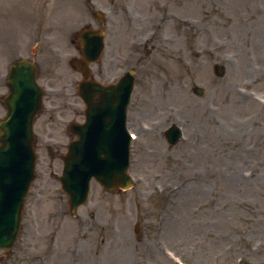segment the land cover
<instances>
[{
	"label": "rangeland",
	"instance_id": "rangeland-1",
	"mask_svg": "<svg viewBox=\"0 0 264 264\" xmlns=\"http://www.w3.org/2000/svg\"><path fill=\"white\" fill-rule=\"evenodd\" d=\"M135 2L22 0L37 31L53 36L35 49L37 59L48 56L58 94L37 120L46 135L36 146L37 179L0 264H264V0ZM96 9L118 20L103 26L102 67L109 76L136 73L128 114L135 184L108 193L93 182L73 218L57 179L71 141L66 125L81 122L85 108L71 36L87 24L99 29ZM101 64L92 66L97 79ZM70 101L77 115L66 110ZM172 125L184 130L174 146L164 137Z\"/></svg>",
	"mask_w": 264,
	"mask_h": 264
},
{
	"label": "water",
	"instance_id": "water-1",
	"mask_svg": "<svg viewBox=\"0 0 264 264\" xmlns=\"http://www.w3.org/2000/svg\"><path fill=\"white\" fill-rule=\"evenodd\" d=\"M78 37L84 40L81 42L80 52L85 59L73 62L72 66L85 76L80 89L83 90V98L87 104V122L75 129L80 141L72 144L69 154L64 158L66 167L64 176L60 178L63 191L69 195L72 216H76L77 209L86 203L91 179L95 178L109 192H117L119 188L126 189L132 185L127 172L131 142L126 131V115L134 88V74L127 73L117 85L110 87L90 84L87 66L100 60L104 47L103 38L101 34L86 29ZM216 69L217 75L222 77L224 69ZM21 70H25V67H21ZM17 90L21 91L20 88ZM197 93L201 95L202 90L197 89ZM14 94L12 89V97ZM95 94L99 96L97 104L92 101ZM17 98L19 103H11L0 138L2 250L11 249L19 235L24 200L35 179L33 123L41 110V95L34 107H27L20 96ZM179 136V130L173 127L168 132L167 139L171 145H175Z\"/></svg>",
	"mask_w": 264,
	"mask_h": 264
},
{
	"label": "flooded vegetation",
	"instance_id": "flooded-vegetation-1",
	"mask_svg": "<svg viewBox=\"0 0 264 264\" xmlns=\"http://www.w3.org/2000/svg\"><path fill=\"white\" fill-rule=\"evenodd\" d=\"M50 0H47V4ZM113 2V0H112ZM135 2V0H134ZM136 4V2H135ZM136 9H139L135 5ZM25 10V8H24ZM22 9V0H0V124L6 118L7 115V105L6 101L11 93V85L13 84V79L11 76L12 67L18 61L24 60L30 66H35L38 74H36L37 83L41 86L44 92L43 100L53 99V77H52V65L47 67V59L42 56L36 58L37 49H35L38 43H43V47H48L51 44V36L40 34L38 30V23L36 20V13L33 14L34 17L27 16L25 11ZM132 13H134L133 8L131 7ZM93 17L97 20L98 14L96 11L92 13ZM99 22V30L104 29L105 25L110 24L111 27L115 25L117 27L118 20H115V17L111 16L107 19L97 20ZM50 22V21H49ZM45 24L42 23V25ZM53 24V21L50 22V25ZM22 25H24V30L22 31ZM90 28H93L90 24H87ZM104 26V27H103ZM51 27H45L48 29ZM41 29H43L41 27ZM40 29V30H41ZM106 32V31H105ZM73 36V35H72ZM53 37V36H52ZM72 43L75 45L78 40L72 37ZM34 46V47H33ZM52 45L51 53L53 51ZM33 47V48H32ZM68 54V53H67ZM51 56V55H50ZM109 57V56H108ZM112 57V56H111ZM110 57V58H111ZM45 68V71H44ZM101 73L99 77L101 82H104L105 78L110 75V72L113 71L111 68H103L101 65ZM75 102L70 101L67 111L77 115V108L75 107ZM65 115V114H64ZM63 115V116H64ZM79 117V115L77 116ZM74 118L73 122L78 120ZM81 121H83L81 115ZM0 134L2 131L0 130ZM48 134V133H46ZM48 136V135H47ZM71 137V134H70ZM44 195V191H38L37 196L41 197Z\"/></svg>",
	"mask_w": 264,
	"mask_h": 264
}]
</instances>
